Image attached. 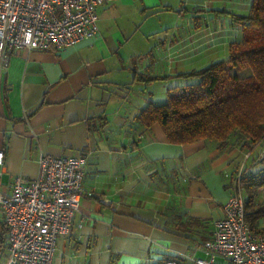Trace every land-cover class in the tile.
I'll return each mask as SVG.
<instances>
[{"label":"crops","instance_id":"crops-1","mask_svg":"<svg viewBox=\"0 0 264 264\" xmlns=\"http://www.w3.org/2000/svg\"><path fill=\"white\" fill-rule=\"evenodd\" d=\"M219 1L114 0L98 7L93 38L61 49L7 50L0 70L3 188L10 193L19 175L37 177L45 154L86 158L85 193L53 264H162L169 257L192 264L205 257L202 246L223 215L234 171L264 172V140L249 150L211 140L173 144L159 123L136 118L157 101L139 85L164 81L159 90L168 94L183 79L175 75L205 66L195 58L226 51L231 32L239 37L236 28L228 34L206 20L214 11L234 22L252 0H229L234 9L225 10L213 7ZM162 32L167 37L150 45V35ZM257 203L264 206V185ZM256 228L264 232V216ZM7 237L0 208V264Z\"/></svg>","mask_w":264,"mask_h":264},{"label":"built area","instance_id":"built-area-1","mask_svg":"<svg viewBox=\"0 0 264 264\" xmlns=\"http://www.w3.org/2000/svg\"><path fill=\"white\" fill-rule=\"evenodd\" d=\"M114 0H0V70L7 50L61 49L93 38L99 31L98 7ZM82 154H45L35 178L19 175L9 193L0 174V208L8 227L4 264H53L58 239L72 231L74 213L84 196ZM5 163L0 149V165ZM242 168L215 221L205 257L192 264H264V232L246 220ZM88 192L86 195H92ZM162 264H191L169 257Z\"/></svg>","mask_w":264,"mask_h":264},{"label":"trees","instance_id":"trees-1","mask_svg":"<svg viewBox=\"0 0 264 264\" xmlns=\"http://www.w3.org/2000/svg\"><path fill=\"white\" fill-rule=\"evenodd\" d=\"M233 18L242 26V36L229 43L228 56L175 75L197 81L170 87L163 102L149 101L136 116L142 124L159 123L173 144L211 140L220 148L233 143L249 150L264 140V0H252L248 14ZM247 68L249 75L237 73ZM242 174L246 220L255 229L264 216V206L257 203L264 172L254 175L246 169Z\"/></svg>","mask_w":264,"mask_h":264},{"label":"rangeland","instance_id":"rangeland-1","mask_svg":"<svg viewBox=\"0 0 264 264\" xmlns=\"http://www.w3.org/2000/svg\"><path fill=\"white\" fill-rule=\"evenodd\" d=\"M234 6L233 2L229 1V0H220L215 6L213 7H218L220 10H225V9H234L232 8ZM200 7H203L202 5ZM191 9H193L192 7H190ZM199 14L200 12H196V14ZM211 14H212V20H206L207 22L206 23H211L212 22V25H215L219 28H222L226 31V33L229 34V30H234L236 28V35L241 37L242 36V26L237 24V26L235 25V22H233L232 20V17L230 14H227V13H224V12H220L218 13L217 17H216V13L214 11H211ZM192 20H194V18H191ZM197 19V18H196ZM234 32H231V37L232 39H236L233 35ZM227 35V34H226ZM235 35V36H236ZM159 37L161 38H166L167 35L165 34V32H162L160 35L158 36H155V34H151L150 35V45H154L155 43H157L159 41ZM150 48V46H149ZM148 48V49H149ZM148 53H156V52H148ZM228 53H229V48L225 50H221V52H218L216 53L215 50H210L209 52H204V55H203V58L202 59H198V58H195V63H198V62H201L203 65L205 64V66L209 65L210 63L216 61V60H219V59H223L225 57L228 56ZM207 54V56H205ZM191 62V60H190ZM198 64H194V66H188L185 68V70H194V69H199V68H202L204 66H197ZM180 69V68H179ZM231 74H234L235 71H230ZM252 71L247 68L245 70H242V71H237V73L240 75V76H245V75H249ZM166 80V79H164ZM179 79L178 82H172L170 85L171 86H176V85H182V84H186V83H192V82H195L197 81L196 79L194 78H188V79ZM158 81V80H157ZM161 82V83H159ZM162 82L164 81H158L156 82L155 84H152L150 85L149 87H146V85H148L149 83L146 82L144 83L143 85H139V87L142 89L140 92L141 93H146V94H149V91H155V95H156V99L158 102H163L166 100L167 98V93L166 91H163L164 93L162 94L160 92V88L163 87V84ZM141 83V82H140ZM168 83H170L168 81ZM168 87H169V84H167ZM165 90V89H164ZM139 92V90H138ZM174 93H177V92H174ZM165 94V95H164ZM244 196H245V191L243 192Z\"/></svg>","mask_w":264,"mask_h":264}]
</instances>
